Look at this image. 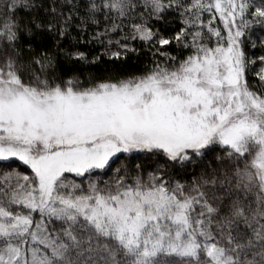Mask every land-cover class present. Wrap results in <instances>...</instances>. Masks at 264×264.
<instances>
[{
  "label": "snow or ice",
  "instance_id": "obj_1",
  "mask_svg": "<svg viewBox=\"0 0 264 264\" xmlns=\"http://www.w3.org/2000/svg\"><path fill=\"white\" fill-rule=\"evenodd\" d=\"M0 264H264V0H0Z\"/></svg>",
  "mask_w": 264,
  "mask_h": 264
},
{
  "label": "trees",
  "instance_id": "obj_2",
  "mask_svg": "<svg viewBox=\"0 0 264 264\" xmlns=\"http://www.w3.org/2000/svg\"><path fill=\"white\" fill-rule=\"evenodd\" d=\"M97 51H99V49H97Z\"/></svg>",
  "mask_w": 264,
  "mask_h": 264
}]
</instances>
